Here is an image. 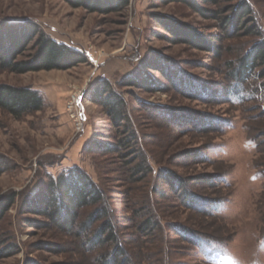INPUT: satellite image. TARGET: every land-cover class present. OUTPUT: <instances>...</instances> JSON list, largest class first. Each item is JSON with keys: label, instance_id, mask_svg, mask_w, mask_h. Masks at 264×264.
I'll return each mask as SVG.
<instances>
[{"label": "rangeland", "instance_id": "obj_1", "mask_svg": "<svg viewBox=\"0 0 264 264\" xmlns=\"http://www.w3.org/2000/svg\"><path fill=\"white\" fill-rule=\"evenodd\" d=\"M247 2L262 35L241 32L226 39L217 57L160 37L168 34L154 14L187 22L205 34H220L215 21L180 2L130 0L125 8L103 14L65 0H0L1 22L35 23L49 37L87 56V62L68 70L19 74L0 67V84L31 88L43 100L41 110L20 117L0 108V198L18 194L0 221V264H105L114 243L92 248L88 241L106 220L116 225L127 252L117 263L264 264V90L242 104L236 102L242 87L229 94L235 86L229 63L264 39V0ZM229 4L223 0L221 7ZM35 40L18 60L34 52ZM156 57L170 65L179 84L169 86L159 71L149 68L166 84V92L120 85ZM103 81L126 100L129 123L138 136L132 145L137 151L126 158L120 157L125 150L108 154L91 147L124 136V128H113L105 107L94 101ZM249 82L251 88L263 80ZM243 97L249 99V94ZM200 117L222 122L192 130L189 123ZM137 166L148 172L133 177ZM74 167L85 170L105 191L108 214L81 233H65L50 224L29 226L26 218L44 217L23 213L25 199ZM164 170L188 179L191 194L214 200L215 207L201 205L210 215L189 209L181 194L169 191L160 179ZM208 175L213 176L210 181L199 182ZM97 206L82 209L78 230ZM151 217L155 229L142 232L140 224ZM179 226L189 233H178ZM47 244L55 250L44 249ZM9 246L16 253L2 257Z\"/></svg>", "mask_w": 264, "mask_h": 264}, {"label": "trees", "instance_id": "obj_2", "mask_svg": "<svg viewBox=\"0 0 264 264\" xmlns=\"http://www.w3.org/2000/svg\"><path fill=\"white\" fill-rule=\"evenodd\" d=\"M70 6L75 8H85L89 11L108 14L125 8L130 0H65ZM170 2H180L187 5L195 13L199 14L206 20H213L217 23L220 34H205L198 28L169 16L162 14H154L155 21L164 29L168 35L161 34L162 39H166L173 44H185L191 48L200 51L215 53L217 57L221 56V43L226 39L236 36H261L259 25L256 23L253 9L247 0H229V5L221 7L223 0H168ZM204 4L214 5L215 8H206ZM243 34L240 35V33ZM35 40L34 52L26 59L18 60V56L22 55L29 47L30 43ZM160 59V58H159ZM159 59L153 58L147 60L134 76L126 77L120 84L123 87H133L148 92H166L167 86L160 79L153 76L148 69H155L164 76L171 86L179 84L181 81L170 72V65H165ZM87 62V56L65 44H61L47 34L35 23H8L0 21V67L10 69L12 72L25 74L29 72H38L42 70H68L80 63ZM229 78L234 82L230 93L237 88L242 89V96L236 99L237 103H246L247 100H253L260 91L264 90V39L256 41L249 49L248 53L239 57L237 61L229 63ZM178 79V82H174ZM263 80L260 84L251 86L250 80ZM249 83V84H248ZM249 85V87H247ZM100 93L94 101L105 107L111 125L116 130L121 127L124 136L117 139L116 142L106 145L92 143L93 149L104 153H120L125 150L120 157H128L131 153H135L137 149H133V143H138V136L129 123L126 100L120 93L112 90L109 82L103 81L98 86ZM231 89V88H230ZM250 91V92H249ZM102 92V94H101ZM107 93V94H106ZM220 96L225 95V91H218ZM249 94V99L243 97ZM227 95V94H226ZM225 95V97H226ZM254 95V97H251ZM218 96V95H217ZM232 99V100H233ZM146 108L150 106L142 103ZM148 105V106H147ZM43 100L41 96L31 88L17 87L12 85L0 84V108L9 111L13 116L20 117L31 111H39L42 109ZM148 110V109H147ZM203 118V119H202ZM220 120H207L200 117L196 123H189L192 130H204L207 127L219 125ZM131 132L128 133V130ZM188 153V152H187ZM127 164H131L133 160H127ZM148 168V167H147ZM148 170L141 166H137L133 170V177L145 174ZM205 179H199L206 182ZM131 179V178H130ZM160 179L164 181L169 191L179 193L185 199V206L197 212L208 213L211 210H202L203 203H210V206H217L214 200L207 197L196 196L191 194L187 184L188 179L178 176L175 172L164 170L160 172ZM211 179V178H210ZM190 180H194L190 178ZM210 181V180H209ZM214 186V185H213ZM42 193V198L39 194ZM35 197L26 198L22 206L23 213H32L44 217V220L36 218H26V222L31 227L40 228L45 225H53L60 231L65 233H73L76 229L78 233L86 232L93 222L108 214L105 205V191L96 183L92 177L83 169L74 167L66 172L60 173L56 179H52L47 188ZM17 193L6 194L0 198V221L3 220L7 211L16 203ZM99 205L96 214L91 216L89 220L82 223L78 230V221L81 211L85 207ZM153 217L146 219L140 224L142 232H151L155 229ZM178 233L187 235L189 231L180 227L175 228ZM114 243L115 249L109 256L104 259L105 264H125L127 252L122 247L119 237L117 236V227L111 220H106L95 231L94 238L88 241L92 248L101 244ZM44 249L55 250L53 245L47 244ZM6 250V251H5ZM2 252V257H10L16 253L14 246H9ZM127 256V255H126ZM118 258H125L117 263Z\"/></svg>", "mask_w": 264, "mask_h": 264}, {"label": "built area", "instance_id": "obj_3", "mask_svg": "<svg viewBox=\"0 0 264 264\" xmlns=\"http://www.w3.org/2000/svg\"><path fill=\"white\" fill-rule=\"evenodd\" d=\"M80 96V95H79ZM79 98V97H78ZM75 104H76V106H77V99H76V101H75Z\"/></svg>", "mask_w": 264, "mask_h": 264}]
</instances>
